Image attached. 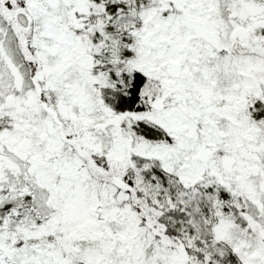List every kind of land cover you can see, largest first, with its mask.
<instances>
[{"label":"snow or ice","instance_id":"obj_1","mask_svg":"<svg viewBox=\"0 0 264 264\" xmlns=\"http://www.w3.org/2000/svg\"><path fill=\"white\" fill-rule=\"evenodd\" d=\"M0 264H264V0H0Z\"/></svg>","mask_w":264,"mask_h":264}]
</instances>
